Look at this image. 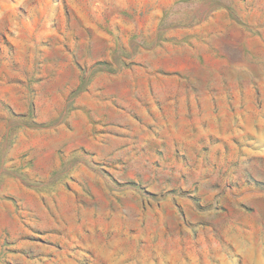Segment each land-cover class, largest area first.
<instances>
[{
  "label": "rangeland",
  "instance_id": "rangeland-1",
  "mask_svg": "<svg viewBox=\"0 0 264 264\" xmlns=\"http://www.w3.org/2000/svg\"><path fill=\"white\" fill-rule=\"evenodd\" d=\"M0 264H264V0H0Z\"/></svg>",
  "mask_w": 264,
  "mask_h": 264
}]
</instances>
